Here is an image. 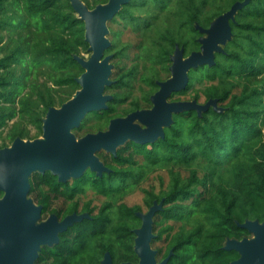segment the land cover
<instances>
[{
	"label": "trees",
	"instance_id": "16d2710c",
	"mask_svg": "<svg viewBox=\"0 0 264 264\" xmlns=\"http://www.w3.org/2000/svg\"><path fill=\"white\" fill-rule=\"evenodd\" d=\"M82 1L89 8L107 2L90 7ZM236 1L243 0L123 4L109 21L114 25L108 26L105 50L116 68L105 87L112 97L106 109L87 113L75 134L105 129L113 117L150 107L157 81L170 75L175 44L185 56L198 50L201 33L195 25L208 27ZM230 26L231 39L215 52L214 62L190 69L186 86L170 96L202 104L216 99L220 111L209 106L200 113L176 112L163 136L144 143L128 140L115 154L98 151L107 168L101 175L87 168L62 182L49 171L31 174L28 196L42 206L41 220L52 213L59 220L73 212L88 214L60 232L57 243L42 245L35 264H100L106 251L113 264L137 262L133 230L141 224L136 213L143 211L123 202L137 190L147 210L162 201L151 241L158 261L170 251L167 264H232L239 256L223 248L227 238L250 236L237 222L264 219V0H249ZM84 33L70 0H0V133L6 129L5 139L30 137L28 125L41 134L47 109L79 88L76 78L83 68L74 55L89 52ZM5 146L2 141L0 149ZM160 170L168 179L165 183L159 175L157 192L141 187ZM88 191L103 201L85 200Z\"/></svg>",
	"mask_w": 264,
	"mask_h": 264
},
{
	"label": "water",
	"instance_id": "95a60500",
	"mask_svg": "<svg viewBox=\"0 0 264 264\" xmlns=\"http://www.w3.org/2000/svg\"><path fill=\"white\" fill-rule=\"evenodd\" d=\"M129 1L107 0L89 8L82 0H70L77 16L84 21L90 55H74L83 68L76 78L79 88L59 107L47 109L42 119V136L34 139L16 137L9 146L0 149V264H35L42 245L57 243L60 232L88 216L73 212L59 220L52 213L41 220L42 206L28 196L33 172L49 171L62 182L80 177L87 168L101 175L107 168L97 156L98 151L103 149L115 154L128 140L153 141L164 135V127L171 125L176 112L196 109L200 113L209 106L220 111L216 99L202 104L195 100H170V96L186 86L190 69L214 62L215 52L222 51L223 45L231 39L230 20L249 0L236 1L208 27L196 24L201 33L198 50L185 56L183 48L175 44L170 55V75L157 81L158 89L150 96L151 107L113 117L105 129L76 136L73 130L80 126L86 114L106 109L112 97L105 93V87L112 82L113 68L111 55H105L110 45L108 22ZM161 207L162 201H153L147 211L136 213L141 220L140 226L133 230V249L138 261L119 264L168 263L172 251L158 261L157 251L151 246L155 236L153 216ZM237 224L250 236L226 239L223 248L235 250L239 255L232 264H264V219H246ZM100 264H113L109 251L103 254Z\"/></svg>",
	"mask_w": 264,
	"mask_h": 264
},
{
	"label": "rangeland",
	"instance_id": "374dc122",
	"mask_svg": "<svg viewBox=\"0 0 264 264\" xmlns=\"http://www.w3.org/2000/svg\"><path fill=\"white\" fill-rule=\"evenodd\" d=\"M88 1L90 2L89 3L90 4L89 6L92 7L95 4L94 2L100 1V0H88ZM112 25H114V24L108 22V26L109 27H111ZM128 38L130 40H133L132 37H128ZM89 55H90V52H83L82 53V56H85V57H88ZM111 63H113V62L111 61ZM121 63H125V65H129L131 63V61L130 60H127V59H123L121 61ZM115 71H116V68L113 67L112 72H115ZM134 92H135V94H139L138 87L136 89H134ZM57 93L59 95V94H62L63 92H62L61 89H58ZM63 97L65 98L66 96H63ZM55 106L56 107H59V105H55ZM13 122H14V119L9 120L8 121V123H9L8 126H10ZM27 129L30 131V137L25 138V139H34V138H39V137L42 136L41 134L37 133L36 129L33 126H31V125H28ZM100 130H103V129H100ZM5 134H6V129H4L0 133V144L3 141V142H5L6 146H9L11 144V141H9L7 138L5 139ZM82 135H84V134H78V135L76 134L77 137H80ZM159 175L160 176L162 175V178H163L164 182L166 183L167 182V179H168L167 174H166V172L164 170H160V171H157V172L153 173L148 178V180L145 183H143V185L141 187H145V188L153 187L154 190L157 192L159 190V188L161 187L160 180H159ZM89 198H92V202L95 205H99L103 201V199H104L103 196L92 195V193L90 191H88L87 197L85 198V200H87ZM123 202L126 203L127 205H135V204L140 205L143 212H145L147 210V207L143 204V192L140 191V190H137L134 193L128 195L123 200Z\"/></svg>",
	"mask_w": 264,
	"mask_h": 264
},
{
	"label": "flooded vegetation",
	"instance_id": "af4514ba",
	"mask_svg": "<svg viewBox=\"0 0 264 264\" xmlns=\"http://www.w3.org/2000/svg\"><path fill=\"white\" fill-rule=\"evenodd\" d=\"M151 107V106H150ZM147 108H149V107H147ZM57 178V177H56ZM103 257V256H102ZM102 259V258H101ZM101 259H100V261H101ZM47 260H49V259H47ZM233 261V260H232ZM232 261H231V263H232Z\"/></svg>",
	"mask_w": 264,
	"mask_h": 264
},
{
	"label": "bare ground",
	"instance_id": "6f19581e",
	"mask_svg": "<svg viewBox=\"0 0 264 264\" xmlns=\"http://www.w3.org/2000/svg\"><path fill=\"white\" fill-rule=\"evenodd\" d=\"M40 132H41V131H40ZM109 154H110V153H109ZM51 176H52V175H51ZM104 203H105V202H104ZM84 205H85V204H84ZM84 205H83V206H84ZM93 206H94V205H93ZM79 212H80V211H79ZM133 238H134V237H133ZM107 250H108V249H107ZM168 263H169V262H168Z\"/></svg>",
	"mask_w": 264,
	"mask_h": 264
}]
</instances>
